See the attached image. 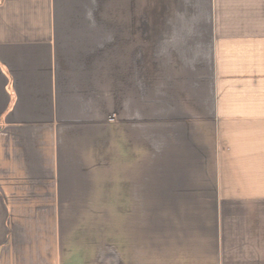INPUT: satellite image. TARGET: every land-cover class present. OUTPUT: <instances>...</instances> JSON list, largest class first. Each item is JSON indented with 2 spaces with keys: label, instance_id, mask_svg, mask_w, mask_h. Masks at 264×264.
Masks as SVG:
<instances>
[{
  "label": "crops",
  "instance_id": "obj_1",
  "mask_svg": "<svg viewBox=\"0 0 264 264\" xmlns=\"http://www.w3.org/2000/svg\"><path fill=\"white\" fill-rule=\"evenodd\" d=\"M0 264H264V0H0Z\"/></svg>",
  "mask_w": 264,
  "mask_h": 264
}]
</instances>
